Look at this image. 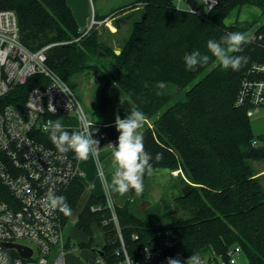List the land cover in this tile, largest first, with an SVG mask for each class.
<instances>
[{
    "label": "trees",
    "instance_id": "obj_1",
    "mask_svg": "<svg viewBox=\"0 0 264 264\" xmlns=\"http://www.w3.org/2000/svg\"><path fill=\"white\" fill-rule=\"evenodd\" d=\"M176 1L133 0L107 15L95 12V21L113 20L117 30L132 21L120 54L103 38L106 23L94 26L85 35L67 0H0V10L17 13L21 42L26 48L37 51L52 46L47 52V65L65 82L87 70L93 72L102 84V115L110 104L109 92L121 91L126 98L120 118L134 108L146 116L141 133L145 151L153 157V172H180L182 185L192 184L188 196L181 192L175 199L188 215L179 224L163 225L140 218L135 212V194L116 207L130 258L138 259L141 249L155 240L158 231H167L177 239L173 253H183L188 259L193 254L212 250L222 253L240 246L244 264H264V187L252 167L254 161L264 160V135L254 133L246 109L236 106L243 76L252 65L264 64V25L255 32L256 40L247 39L242 51L234 54L247 57L238 71L223 69L214 57L193 71L187 70L184 62V55L195 50L211 57L207 49L210 39L219 41L230 32L247 35L252 23L228 26L225 20L245 6H257L264 13V0H219L209 10L204 5L184 10ZM96 55L113 60L114 70L102 73L89 65L87 60ZM44 81L41 76L31 77L1 100L0 109L7 104L25 105L29 91ZM159 82L165 84L163 89L157 87ZM173 89L177 94L171 92ZM182 90H186L185 99L171 104ZM93 127L99 147L118 143L115 121L94 123ZM35 134L40 142L54 147L47 132ZM254 141L259 142L258 147L253 146ZM157 153L162 154L158 162ZM64 197L70 214L61 212L63 225L74 219L75 228L90 237L88 244L80 246L90 248L92 229L97 227L105 237L101 249L104 264L124 261L119 231L105 207V198L88 192L79 180ZM94 205L103 209L92 212Z\"/></svg>",
    "mask_w": 264,
    "mask_h": 264
},
{
    "label": "built area",
    "instance_id": "obj_2",
    "mask_svg": "<svg viewBox=\"0 0 264 264\" xmlns=\"http://www.w3.org/2000/svg\"><path fill=\"white\" fill-rule=\"evenodd\" d=\"M202 1L208 10L219 3V0ZM108 22L109 19L101 22L93 19L84 34L94 26L100 27ZM253 40H256L255 36ZM51 47L37 51L26 48L21 42L17 13L0 10V102L31 77L45 79L29 91L25 105L7 104L0 109V252L7 254L8 264H66L65 255L69 249L61 211L46 208L43 197L49 188L57 195L65 196L83 172L76 156L67 153L66 158L58 159L55 146L40 142L35 132L46 133L49 121L68 119L70 114H75L81 124L78 117L79 110L83 108L68 83L48 67L47 52ZM60 88H66L68 94ZM18 106H23L24 112ZM236 106L246 109L250 119L264 111V64L252 65L243 76ZM253 146L258 147L259 142L254 141ZM98 163L100 165V161ZM99 174L104 179V171H99ZM105 182L104 179L105 207L111 211L118 228L125 257L119 264H128L131 258L120 233L117 205L112 194L106 192ZM102 209L100 205L91 207L92 212ZM171 237L167 231H158L155 240L141 249L139 258L132 259V264H167L169 257L186 261L188 258L183 253H173ZM133 239L138 240V236L133 235ZM24 241L30 243H22ZM6 244L29 248L32 256L25 259L16 248H8ZM198 257L201 264L246 262H243L245 255L240 246L230 247L222 253L212 250ZM97 264H104L101 254Z\"/></svg>",
    "mask_w": 264,
    "mask_h": 264
},
{
    "label": "rangeland",
    "instance_id": "obj_3",
    "mask_svg": "<svg viewBox=\"0 0 264 264\" xmlns=\"http://www.w3.org/2000/svg\"><path fill=\"white\" fill-rule=\"evenodd\" d=\"M133 0H89V9L92 16V21L95 17V12L99 15H107L115 11L118 7L132 2ZM177 7L190 10L197 9L203 5L202 0H177ZM138 13V12H137ZM138 14L135 15L137 17ZM91 21V22H92ZM131 22L129 21L120 30L114 26V21L109 20L107 29L103 31V38L109 44V47L116 53L120 52L122 45L128 39L131 33ZM237 22L252 23V29L246 35L247 39L253 38L255 32L264 25V13L257 6H245L241 11L236 10L232 12L225 20L226 25L231 26ZM90 27V26H89ZM88 26L81 25L83 31L89 29ZM89 65L98 67L102 73H108L114 70L115 63L113 60L108 59L106 56H92L87 60ZM70 88L76 93L80 100L84 114L92 123H112L115 121L117 115H121L122 103L126 96L119 90L109 92L110 104L106 109L105 114H101L99 109L100 104V90L102 84L98 78L90 70L82 74H78L68 83ZM171 90V89H170ZM177 94V90L171 91ZM186 90H182L171 101L173 104L176 101L185 99ZM64 129L66 130H79L81 124L76 120L75 114H70L68 119L60 120ZM253 131L256 135H264V111L251 119ZM141 131V130H140ZM115 146V145H113ZM100 155L99 161L93 159L80 160L81 170L83 172L82 181L86 185V189L90 193L105 195L103 191V179L99 175V171H103L104 179L110 183L114 172L112 163V145L106 147H99ZM254 172L258 174L264 168V160L254 161L252 163ZM84 176V177H83ZM183 175L180 172H171L166 169H159L144 179V190L142 194H135L133 197L135 204L136 214L143 220L156 222L158 224H179V222L187 219V213L183 212L177 205L176 198L181 194ZM104 183V182H103ZM261 184L264 187V177L261 178ZM91 190V191H90ZM112 199L115 205L120 206L129 200L132 193L129 191L124 195H119L112 192ZM126 201V202H125ZM66 237L70 236L72 242L75 243L76 251H70L65 258L66 264H97L99 260L98 250L102 249L105 245V237L102 231L98 228L92 229V241L90 248H82L81 242L88 244L90 237L84 232L78 230L74 226V219L65 226ZM22 243L29 244L30 242L24 241ZM96 250V251H94ZM246 259H243L245 262Z\"/></svg>",
    "mask_w": 264,
    "mask_h": 264
},
{
    "label": "clouds",
    "instance_id": "obj_4",
    "mask_svg": "<svg viewBox=\"0 0 264 264\" xmlns=\"http://www.w3.org/2000/svg\"><path fill=\"white\" fill-rule=\"evenodd\" d=\"M247 37L242 32H230L222 36L219 41L208 40L207 49L211 53V57L207 54H201L199 50L186 53L184 62L187 70L193 71L197 66L207 65L212 57L215 58L218 66L223 69H232L238 71L243 64L247 63V57L242 55H234L242 51V46L247 43ZM158 88L163 89L165 84L159 82ZM68 94L66 88H60ZM69 108V105H68ZM53 111L55 109L53 108ZM81 127L77 131L68 132L64 129L62 123L57 120L49 121V127L45 131L49 135V139L58 152V159L66 158L67 153L72 152L76 158L80 160L93 159L99 161L100 148L99 141L93 138L94 124L90 123L83 110H79ZM146 121L145 114L138 110L132 109L130 114L125 118L119 115L115 118V127L119 132L118 143L112 144V163L114 172L111 182H105L106 192L124 195L134 190L137 195L142 194L144 190L145 175H152L154 169L151 161L153 157L145 151L144 137L141 133ZM162 159V154L157 153L155 160L158 162ZM45 207L49 210H59L65 215L70 214V208L66 198L57 195L51 188L43 197ZM8 256L6 253L0 252V264H8ZM128 264H132V258ZM167 264H201L197 255H191L186 261H181L179 257H169Z\"/></svg>",
    "mask_w": 264,
    "mask_h": 264
},
{
    "label": "crops",
    "instance_id": "obj_5",
    "mask_svg": "<svg viewBox=\"0 0 264 264\" xmlns=\"http://www.w3.org/2000/svg\"><path fill=\"white\" fill-rule=\"evenodd\" d=\"M67 1H68V5L70 6V8H71V10H72V12H73V14H74V16H75L78 24H79V26L84 25V26H88L89 27L92 24V22H91L92 21V16L90 14V9H89V6H90L89 0H67ZM106 146H109V145H104L103 147H106ZM79 164H80V168H81L80 159H79ZM103 171H104V168H103ZM83 175H85V174H83ZM258 176H260V178H263L264 177V168L258 172ZM78 180L83 183L82 177H80ZM103 182H104V179H103ZM103 182H102L103 191H105V186H104V183ZM85 187H86V185H85ZM92 194H94L97 197H102L103 196V195H99V194L97 195L95 193H92ZM120 206H122V205H120ZM66 225H68V224H66ZM66 225H64V233H65V228H66L65 226ZM65 238H66L67 246L69 247V249L67 250V253L65 255V258H66L67 255H68V253L70 251H73L74 252V251L77 250V248L75 247V243L72 242V239H71L70 236H68V237L65 236ZM81 243H85V242H81ZM89 264H92V263L89 261Z\"/></svg>",
    "mask_w": 264,
    "mask_h": 264
},
{
    "label": "water",
    "instance_id": "obj_6",
    "mask_svg": "<svg viewBox=\"0 0 264 264\" xmlns=\"http://www.w3.org/2000/svg\"><path fill=\"white\" fill-rule=\"evenodd\" d=\"M118 54H120V52H118ZM18 108H19L22 112H24V108H23V106H18ZM144 179H145V178H144ZM191 186H192V184L188 183L187 185H185V186L182 188V193H183L184 196H188V195H189V193H190V191H191ZM130 192H131L132 194H136V193L134 192V190H132V191H130ZM171 239H172V242H173V243H176L177 239H176L175 237H171ZM5 246L8 247V248H16V249L19 251L20 256L23 257V258H25V259L30 258V257L32 256V250L29 249V248H26V247H24V246H21V245H14V244H6ZM97 252H98L99 254L102 253L101 250H98Z\"/></svg>",
    "mask_w": 264,
    "mask_h": 264
}]
</instances>
